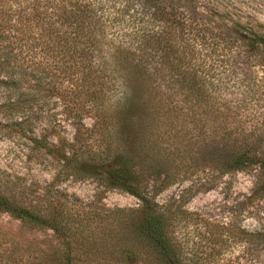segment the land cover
Listing matches in <instances>:
<instances>
[{
	"label": "trees",
	"instance_id": "obj_1",
	"mask_svg": "<svg viewBox=\"0 0 264 264\" xmlns=\"http://www.w3.org/2000/svg\"><path fill=\"white\" fill-rule=\"evenodd\" d=\"M140 3L141 10L150 7L154 26L141 30L134 47L110 36L97 0H0V132L23 138L32 158L55 159L56 179L63 172L75 180L93 177L141 201L138 208L75 211L59 190L47 186L37 196L22 178L0 172V211L57 238L38 250L2 232L3 264H203L199 255L187 257L176 235L178 215L189 212L159 203L157 195L189 181V188L198 180L214 187L219 177L247 171L255 173L250 202L264 198V122L246 123L240 106L217 94L197 63V27L184 22L180 9ZM204 24L234 72L243 59L264 65L263 24ZM165 78L177 88H162ZM54 95L62 119L49 114ZM42 115L50 119L36 128ZM57 117L72 126V138L51 122ZM166 124L172 133L162 129ZM96 220L107 228L101 237L88 232ZM236 230L264 244V225Z\"/></svg>",
	"mask_w": 264,
	"mask_h": 264
},
{
	"label": "rangeland",
	"instance_id": "obj_2",
	"mask_svg": "<svg viewBox=\"0 0 264 264\" xmlns=\"http://www.w3.org/2000/svg\"><path fill=\"white\" fill-rule=\"evenodd\" d=\"M97 1L110 23V36L121 44L138 47L141 30L154 26L149 14L150 7L141 10L140 0ZM158 1L163 5L173 4L183 12L185 19L183 21L186 24H194L197 27L199 32L197 63L201 66L202 73L209 74L208 77L214 80L220 98L240 106L246 123H263L264 65L256 60L243 59L238 64L239 69L234 72L230 63L225 62L224 53L214 51L215 46L212 43L214 38L204 23L210 22L220 27L235 20L248 26L264 25V0ZM193 34L194 32L185 37L193 38ZM107 51L109 56L113 52L112 48ZM169 80L170 78H165L162 81V88H177L171 85ZM62 106L56 96H52L47 106L49 114L57 112L59 119H62L60 114ZM221 109L225 112L224 108ZM58 117L51 118V122L56 123L59 130L72 138V126L68 122H59ZM49 119L42 115L35 125L36 128L46 124ZM85 123L92 126V116H87ZM162 129L169 134L173 132L167 124ZM8 132L6 128L0 132V172L10 177L22 178L25 185L37 190L35 193L37 196L44 195L48 190L47 186H50L51 191L59 190L58 198L69 202L75 211L95 206L107 208L140 206L141 201L134 195L119 189L106 188L93 177L75 180L73 176L68 177L67 173L63 172L56 179L60 166L55 159L51 156L39 159L30 157L25 140L14 133L9 135ZM254 175V172L247 171L226 174L217 178L214 187L204 183V180H198V184L193 188H189L190 181L177 183L157 195L159 203L173 202L175 206L189 212L188 215L179 214L175 226L178 239L185 242L183 247L188 258L199 255L203 264H264V244L249 243L236 230V227H241L252 232L264 225V198L255 199L252 203L249 200V195L254 189ZM35 194L30 196L35 198ZM104 226L105 224H99L96 220L89 227L93 232L88 231L89 229L87 231L93 236L101 237L102 231L107 229ZM2 232H7L10 238L21 243L33 244L38 250L41 248L48 250L57 243L52 230L27 229L19 220L0 211V236ZM205 234L208 238L201 241ZM210 238L217 240L218 244H211ZM7 245L12 247L11 242ZM3 248L4 245L0 246L1 256H4L1 254ZM3 263L4 261L0 260V264ZM100 264L107 263L101 261Z\"/></svg>",
	"mask_w": 264,
	"mask_h": 264
}]
</instances>
